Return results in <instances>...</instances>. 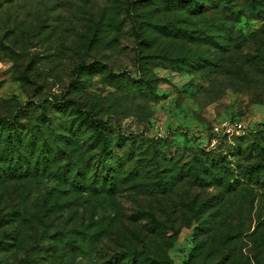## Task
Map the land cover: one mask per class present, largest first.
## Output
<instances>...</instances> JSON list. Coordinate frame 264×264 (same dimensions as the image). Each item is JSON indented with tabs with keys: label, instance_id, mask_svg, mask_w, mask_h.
Returning a JSON list of instances; mask_svg holds the SVG:
<instances>
[{
	"label": "rangeland",
	"instance_id": "374dc122",
	"mask_svg": "<svg viewBox=\"0 0 264 264\" xmlns=\"http://www.w3.org/2000/svg\"><path fill=\"white\" fill-rule=\"evenodd\" d=\"M3 3L0 116L27 121L46 102L55 109V102L71 101L68 113L56 112L68 123L75 102L115 135H136L150 162L139 177L137 164L128 163L132 177L119 180L114 198L83 207L69 195L57 199L59 186L47 176L2 184L0 211L11 213L22 202L25 213L14 227L21 245L0 252V264H109L115 250L130 242L122 241V231L133 242L135 233L142 234V252L161 264H264V188L244 184L227 193L185 179L168 192L160 189L169 185L167 170H186L203 153L224 157L236 179L259 162L251 149L264 129V5L261 18L250 14L244 0H232L234 11L243 10L241 21L220 49L163 35L157 26L174 23L207 36L222 23L231 26L227 17L211 11L180 22L181 11L164 9V0ZM134 17L153 36L148 45L138 44ZM113 75L156 81L140 93L120 86ZM225 122L242 124L245 133L217 132ZM159 168L163 173L154 175ZM196 202L209 206L200 221L190 215ZM161 226L164 237L156 233ZM74 244L83 249L73 250Z\"/></svg>",
	"mask_w": 264,
	"mask_h": 264
},
{
	"label": "trees",
	"instance_id": "16d2710c",
	"mask_svg": "<svg viewBox=\"0 0 264 264\" xmlns=\"http://www.w3.org/2000/svg\"><path fill=\"white\" fill-rule=\"evenodd\" d=\"M3 1L0 0V7L3 6ZM153 1L155 2V0ZM244 1L250 14L256 13L262 18L260 13L263 11L264 0ZM135 5L136 3L132 4L133 7ZM164 5V9L181 11L182 16L178 19L180 22L187 21L186 19L190 16H201L211 11L227 17L226 20L230 22L231 26L222 23L218 26L220 27L219 30L211 29L212 34L207 36H194L188 29L178 27L174 23L162 27L157 26V30L163 35L204 42L220 49H225L226 40L228 41L235 35L234 27L236 23L241 21L240 13L243 11H234L232 0H164ZM132 24L137 31L138 39H140L138 44L144 46L152 42L153 36L150 37L145 34V30L141 29L135 17L132 18ZM220 31L224 34H220ZM182 61L183 64L189 63L187 59ZM80 68H86V66L83 65ZM114 75V81L119 82L120 86H127L134 92L140 93H144V87L152 89L156 81ZM153 95L156 94L153 92ZM70 102H55L52 104L56 107L55 109L50 108L48 105L50 103L46 102V104L41 105L40 114L35 119L31 116L27 121H23V118L17 114L0 116V186L28 181L33 177L47 176L59 186L57 199L62 200L67 198L64 195H69L77 206L83 207L99 198L105 200L114 198L118 190L119 180L131 179L132 177L133 173L127 174L125 170L128 163L135 162L137 164L134 172L137 174L136 177L141 176L142 173L144 176L147 173L143 164L149 163L150 160L144 158L147 154L142 151L143 147L140 146L142 142L136 135L129 134L126 136L123 133L115 135L110 126L108 127L103 120L97 118L94 112L84 111L82 106L75 102L71 114L73 119L67 123L56 112L68 113ZM259 134L260 142H256L257 148L253 145L251 150L258 151L260 160L244 168L240 178H232L234 170L224 157L216 158V156L203 153L198 155L200 157L198 161L186 170L185 167L179 166L167 170V172L172 173L170 180L165 181V185H169L162 186L160 189L162 192H168L185 179H191L193 183L201 186L203 183H210L223 188L227 193L243 188L244 184L259 185L264 188V129ZM127 146L129 151H127ZM87 156L89 157L86 158ZM96 157H98L97 160ZM163 171L162 168H159V170L152 172L157 176ZM125 175L126 177H124ZM196 203L189 206L190 215L193 220L200 221L208 212L209 206L203 202L201 204ZM58 206L65 207L61 204ZM211 208L214 206L212 205ZM4 211L3 209L0 211V229H2L0 235L3 238L0 241L2 243L0 252H7L12 248L20 247V237L15 234L14 227L15 223L19 222L25 213L22 202L19 203L17 210L11 213L9 210L7 214ZM162 229L161 226V229H158L156 233L163 236L167 229L161 231ZM120 234L122 241L130 242L128 245L116 249V255L111 257L107 263L161 264L159 260L150 259L146 256L145 251L142 252L141 249L146 247L145 241L141 240L142 234H134L135 239L138 240L135 242L131 241L133 239L127 236V232L122 231ZM72 247L73 250L83 249L78 244H74Z\"/></svg>",
	"mask_w": 264,
	"mask_h": 264
},
{
	"label": "built area",
	"instance_id": "2783aa9c",
	"mask_svg": "<svg viewBox=\"0 0 264 264\" xmlns=\"http://www.w3.org/2000/svg\"><path fill=\"white\" fill-rule=\"evenodd\" d=\"M217 132H223L225 131V133L227 134H231L232 132H239V133H245V128L243 127L242 124L240 123H229V122H225L223 125H222V128L221 130L216 127L215 129Z\"/></svg>",
	"mask_w": 264,
	"mask_h": 264
}]
</instances>
